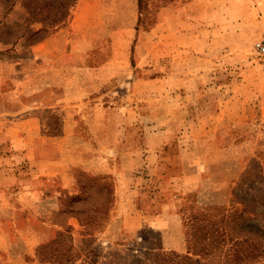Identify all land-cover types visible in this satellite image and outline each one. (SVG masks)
Returning <instances> with one entry per match:
<instances>
[{
  "label": "rangeland",
  "instance_id": "1",
  "mask_svg": "<svg viewBox=\"0 0 264 264\" xmlns=\"http://www.w3.org/2000/svg\"><path fill=\"white\" fill-rule=\"evenodd\" d=\"M12 1L0 0V24H19L11 31L17 35L28 25V11L19 0L11 4ZM190 1L142 0L139 9L137 0H74L64 17L52 14L42 22L47 34L41 41L45 42L46 38V46L42 43L39 49L41 41L32 44L25 37L18 38L12 46L9 41L14 38L0 37V135L11 120L25 118V111H19V107L32 103L43 105L36 111L44 120L41 126L47 132L62 131L68 123L65 118L72 119V123L75 121L72 128L76 132L72 138L62 140V153L53 148V143L48 140H43L45 144L35 140L37 150L29 156L25 148L18 147L19 140L0 137V264H36V248L50 240L54 242L41 244L39 251L44 255L42 257H51L52 262L47 260L37 264H174L179 260L175 254L165 250H162L164 254H153L160 236L149 226H142L135 235L117 237L118 223L110 226L111 214L117 208L115 175L111 171L90 173L80 166L94 165L91 155L87 154L89 136L104 116L108 121L123 115L127 122V139L124 140L129 141L127 147L134 146L135 141L143 145L144 139L139 142V138L134 139L132 133L142 132L140 136L144 137L155 126V122L148 120L152 102L156 100L152 98L157 93L152 91L154 87L151 83L159 77L160 70L155 61L158 55L152 57L151 48L168 30L165 21L159 18V12L162 7L187 5ZM215 2L225 9L223 14L232 22L241 20L245 8L249 7L253 10L250 17L256 24L264 19V0ZM163 17L169 18L167 14ZM35 25L39 23L30 26ZM6 33L7 30L0 25V36ZM262 38L264 36L258 37L252 45L242 44L247 61L258 67L264 65V56L256 52L254 43ZM45 47L48 52L45 55L50 54L51 57L44 55ZM164 51L161 50L162 53ZM224 75H221L222 78ZM253 77L264 84V74ZM262 98L264 94L257 93L255 104ZM257 106L250 109L248 122L233 127L227 138L230 144L253 141L241 146L236 156L230 154L231 158L237 157L238 160L237 163L235 160L231 162V176H234L227 182L229 203L224 204L226 207H230L232 188L239 183L245 168L250 174L259 169L264 171V120L260 119ZM124 110L125 113L121 114ZM129 114L142 120L134 123ZM23 125L29 128L28 124ZM39 144L42 145L38 147ZM244 149L248 152L255 150V155L243 156L241 151ZM142 152L145 158L148 151ZM105 156L108 157L105 166L133 164L132 159L123 154ZM53 157L57 163L51 160L47 166H72L64 171L69 179V176L73 178L69 189L58 195L56 200L50 198L55 189L53 185H36L26 189L24 194L20 192L17 180L21 174L27 173L26 176L31 177L33 169L41 166L42 158ZM168 167L163 163L161 172L166 174ZM240 186L236 189L240 198L242 193L250 198L264 192V184H246V188ZM39 189L44 193L38 191V195ZM191 189L185 188L173 196V209L181 215L184 232L193 221L191 219L202 217L206 206L216 205L199 203L198 191ZM76 192L81 196L77 200L69 196ZM208 212L214 213V210ZM77 218L81 219V223ZM71 219L76 226L70 222ZM65 224L71 226L70 233L58 235L57 232L63 230L61 225ZM70 241L73 256L67 259L62 251ZM29 247H32V252L25 253ZM189 260L188 264H217L216 260H207L187 251L180 262L187 264ZM236 264H264V252L243 255Z\"/></svg>",
  "mask_w": 264,
  "mask_h": 264
},
{
  "label": "crops",
  "instance_id": "2",
  "mask_svg": "<svg viewBox=\"0 0 264 264\" xmlns=\"http://www.w3.org/2000/svg\"><path fill=\"white\" fill-rule=\"evenodd\" d=\"M198 1L169 5L159 12V18L165 21L168 30L151 48L152 57L158 55L155 61L160 70L159 77L151 83L152 91L157 93L152 98L156 100L152 102L148 120L155 122V126L144 137L140 136L142 132L132 133L139 142L144 139L143 145L135 141L134 146L127 147L129 141H124L127 139V122L123 115L108 121L104 116L89 136L87 154L91 155L94 165L80 166L90 173L111 171L115 175L117 208L113 210L110 222L111 227L118 223L115 235L121 238L132 236L139 233L142 226H149L159 233L162 249L179 257L174 264H182L180 259L187 254V249L181 215L173 209V196L192 187L197 189L201 204L229 203L227 182L234 176H231V162L235 160L237 163L238 160L237 157L231 158L230 154L236 156L241 146L253 140L242 141L239 145L230 144L227 138L233 127L248 122L250 109L256 105L259 106L256 110L260 119L264 120V98L257 104L254 102L257 93L264 94V84L253 77L264 74V65H252L242 49L243 43L252 45L254 40L264 36V19L256 24L250 17L253 10L249 7L245 8L241 20L232 22L227 20L223 14L225 9L215 0ZM195 3H198L196 7ZM164 14L169 18H164ZM257 26H260L258 30L255 29ZM42 43L46 46V38L45 42H39V49ZM44 49L45 55L48 52L46 47ZM195 50L200 52L194 53ZM45 56L51 57L50 54ZM43 63L46 67L47 64ZM41 106L33 103L21 105L19 111H25V118L11 120L0 135L19 140L18 147L25 148L29 153L27 156L35 154V140H48L62 153V140L76 134L72 128L75 121L72 123V119L66 118L68 123L62 131L47 132L41 126L44 120L36 111ZM124 113L125 110L121 114ZM131 117L134 123L142 120L129 114ZM23 124H28L29 128H24ZM142 150L148 151L145 158ZM112 153L128 156L133 164L105 166L108 164L105 155ZM241 153L243 156L255 155V150L248 152L244 149ZM54 158H42L41 166H36L29 178L27 173L21 174L17 180L20 192L36 185H53L55 189L50 198L56 200L69 189L73 178L69 176V179L64 171L72 166H47L51 160L57 163ZM163 163L170 166L166 168V174L161 172ZM36 176L40 180L38 177L36 180ZM38 191L44 193L41 189ZM73 221L70 220L72 224ZM105 232L101 234L104 236ZM26 252L31 253L32 247ZM39 262L35 261L36 264Z\"/></svg>",
  "mask_w": 264,
  "mask_h": 264
},
{
  "label": "trees",
  "instance_id": "3",
  "mask_svg": "<svg viewBox=\"0 0 264 264\" xmlns=\"http://www.w3.org/2000/svg\"><path fill=\"white\" fill-rule=\"evenodd\" d=\"M28 11L27 22L25 30L17 35L11 31L16 25H9L1 23V28H5L7 33L0 36L11 39L10 44L13 46L16 40L20 37H25L32 44L41 41L47 34V29L42 22L48 19L52 14H57L64 17L74 2V0H19ZM14 0L11 2L13 4ZM139 9L142 0H137ZM11 5H9L10 7ZM33 23H39L38 26H30ZM12 49V47H9ZM248 169H244L239 177V183L232 188V196L230 199V207L225 205H209L206 206L205 213L202 217H196L191 220L190 226L185 230V238L187 242V251L207 260H216L217 264H236L237 260L243 255L257 254L264 252V192L256 196L247 197L246 194L236 192L240 186L246 188V184L258 185L264 184V171L260 169L256 173H249ZM253 188V187H247ZM191 189V188H188ZM187 189V190H188ZM192 190V189H191ZM193 190H197L196 188ZM197 192V191H196ZM72 199L81 198L80 193L76 192L69 195ZM257 200V201H256ZM214 213H209L208 211ZM80 223L81 219L77 218ZM195 219V220H194ZM189 220V219H188ZM62 231H58V235L70 233L71 226L65 224L61 225ZM54 241L50 240L45 243L52 244ZM36 248L35 253L39 261L50 262L51 257H42L39 249L42 245ZM156 250L153 254L160 255L162 252V245L159 241L155 246ZM52 251V250H51ZM62 254L67 256V259L73 256L72 242H68ZM162 254H164L162 252ZM166 257V256H164ZM195 259L194 261H197ZM190 260L187 262V264ZM54 263V262H53ZM202 264V263H200Z\"/></svg>",
  "mask_w": 264,
  "mask_h": 264
},
{
  "label": "built area",
  "instance_id": "4",
  "mask_svg": "<svg viewBox=\"0 0 264 264\" xmlns=\"http://www.w3.org/2000/svg\"><path fill=\"white\" fill-rule=\"evenodd\" d=\"M254 49L259 55L264 56V38L254 43Z\"/></svg>",
  "mask_w": 264,
  "mask_h": 264
}]
</instances>
